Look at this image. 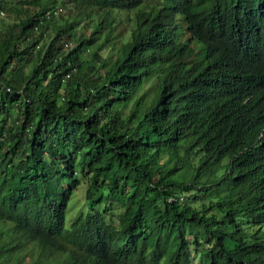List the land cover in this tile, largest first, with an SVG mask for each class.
<instances>
[{"label": "trees", "instance_id": "1", "mask_svg": "<svg viewBox=\"0 0 264 264\" xmlns=\"http://www.w3.org/2000/svg\"><path fill=\"white\" fill-rule=\"evenodd\" d=\"M7 8L0 264H264V0Z\"/></svg>", "mask_w": 264, "mask_h": 264}, {"label": "rangeland", "instance_id": "2", "mask_svg": "<svg viewBox=\"0 0 264 264\" xmlns=\"http://www.w3.org/2000/svg\"><path fill=\"white\" fill-rule=\"evenodd\" d=\"M14 16H16V13H14L10 8H7V10H4L2 14H0V27L4 26L10 21L12 22L14 20ZM154 79H147L142 90H149L147 92V96L144 99V102H150L151 101V96L154 94V92L157 90V85L154 84ZM151 84H154L151 86ZM151 88L149 89V87ZM80 196V195H79Z\"/></svg>", "mask_w": 264, "mask_h": 264}]
</instances>
